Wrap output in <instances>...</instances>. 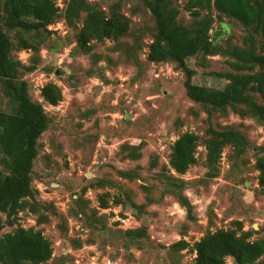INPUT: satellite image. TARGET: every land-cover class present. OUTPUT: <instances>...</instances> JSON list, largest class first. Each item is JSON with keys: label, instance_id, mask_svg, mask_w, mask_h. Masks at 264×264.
<instances>
[{"label": "rangeland", "instance_id": "374dc122", "mask_svg": "<svg viewBox=\"0 0 264 264\" xmlns=\"http://www.w3.org/2000/svg\"><path fill=\"white\" fill-rule=\"evenodd\" d=\"M70 1L55 0L59 17L37 31L40 38L5 27L12 56L35 68L23 77L50 123L33 171V205L40 213L21 212L3 234L18 228L41 232L54 249L44 264H196L195 245L218 230H236L249 241L264 238V187L257 167L264 155V122L194 102L184 68L149 59L157 23L143 0H85L106 18L123 15L130 22L124 36L95 41L90 52L78 46L88 14L81 12L69 25L64 14ZM171 1L181 25L213 20L210 34L222 52L198 54L186 64L194 84L223 90L229 82L219 74L234 71L229 50L243 47L249 31L235 19H218L215 7L199 8L196 15L188 9L190 0ZM23 40L31 47L24 48ZM48 83L62 90L56 106L42 95ZM1 86L0 81V106L7 109ZM212 129L242 133L249 142L246 152L238 156L228 146L211 169ZM186 133L199 136L197 163L180 174L170 160ZM181 240L187 248L174 249ZM227 264L237 263L229 257ZM255 264H264V256Z\"/></svg>", "mask_w": 264, "mask_h": 264}, {"label": "trees", "instance_id": "16d2710c", "mask_svg": "<svg viewBox=\"0 0 264 264\" xmlns=\"http://www.w3.org/2000/svg\"><path fill=\"white\" fill-rule=\"evenodd\" d=\"M143 1L157 23L149 59L157 63L173 61L184 68L187 94L194 102L222 113L231 109L241 117L252 115L264 122V104L254 97L258 95L264 100V0H190L188 3V9L194 10L196 15L199 8L215 7L220 13L218 19H235L249 31L243 47L229 50L234 58L230 63L234 71L219 74L229 82L223 90L194 84V72L186 64L189 58L198 54L222 52L210 34L213 20L207 18L193 28L186 27L177 23L179 13L172 7L171 0ZM83 11L88 15L78 34V46L82 51L90 52L95 41L117 40L130 28L127 17L113 15L106 18L85 0L70 1L64 14L67 23L74 26L75 19ZM58 17L55 0H0V81L7 99V109L0 106V264H44L54 254L51 241L32 228H18L13 233L3 234L6 225H15L21 212L40 213L39 207L33 205L37 193L33 186V171L39 155V140L50 123L43 105L32 100L29 84L23 77L24 72L35 68L25 66L12 56L13 45L5 27L18 29L37 39L41 37L37 31L41 27L46 29ZM23 41L24 48L31 47L28 40ZM42 95L53 106L63 101L62 90L53 83L45 85ZM210 135L207 160L213 170L226 147H233L240 156L249 146L246 137L238 131L212 129ZM198 141L199 136L193 133H186L177 140L170 160L176 172L185 174L197 163ZM257 167L260 184L264 187V155L258 158ZM183 205L191 215L189 202L185 201ZM107 206L103 204L102 207ZM187 246V242L181 240L173 248L184 250ZM195 251L196 264H227L229 257L237 264H255L264 256V238L249 241L240 237L236 230H218L199 241Z\"/></svg>", "mask_w": 264, "mask_h": 264}]
</instances>
